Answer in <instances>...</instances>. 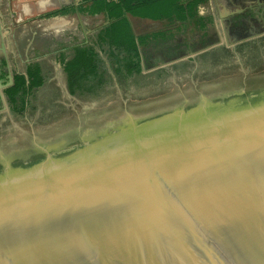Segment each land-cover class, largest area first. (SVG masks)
Returning a JSON list of instances; mask_svg holds the SVG:
<instances>
[{
  "label": "water",
  "instance_id": "obj_1",
  "mask_svg": "<svg viewBox=\"0 0 264 264\" xmlns=\"http://www.w3.org/2000/svg\"><path fill=\"white\" fill-rule=\"evenodd\" d=\"M257 74L1 154L0 264H264Z\"/></svg>",
  "mask_w": 264,
  "mask_h": 264
},
{
  "label": "rangeland",
  "instance_id": "obj_2",
  "mask_svg": "<svg viewBox=\"0 0 264 264\" xmlns=\"http://www.w3.org/2000/svg\"><path fill=\"white\" fill-rule=\"evenodd\" d=\"M218 1L229 10L236 7L237 2L205 0L199 4L196 19L201 20L199 24H204V28L193 26L201 34H212L208 23L211 18L217 19ZM105 23V18L100 15H91L90 18L83 15L80 21L75 20L74 24L67 28L64 39H58L53 34L45 39L42 37L45 33H42L43 29L32 36L28 32L29 25H26L25 30H17V38L8 40L9 52L5 50V55L0 52V58L7 60L8 67H4L7 74L12 76L13 71L22 72L26 64L39 62L45 85L34 93L22 113L11 112L8 104L2 105L4 109H0V155L78 130V121H83L79 127L84 128L128 113L129 107L133 110L145 108L146 105L174 93L176 96L189 95L259 73L264 69V35L252 41L233 44L229 50L221 47L220 41L201 49L203 52L200 54L187 57L181 55L178 57L181 59L176 62L161 68L152 66L145 72L129 78L115 72L117 65L104 48L101 52L98 50L100 55L97 76L85 81L86 86L98 87L95 94L70 95L62 66L56 61L59 44L68 50L78 42H92L96 32L103 28ZM132 24L134 33L138 35L151 30L166 29L172 22L163 20L148 24L134 21ZM192 36L191 29L184 36L175 33L173 38L151 45L148 52L158 54L174 46L176 42L186 41ZM119 55L124 57L125 53L120 51ZM175 59L177 57L165 62ZM12 62L14 64L11 65ZM158 71H161L160 77L157 76Z\"/></svg>",
  "mask_w": 264,
  "mask_h": 264
},
{
  "label": "trees",
  "instance_id": "obj_3",
  "mask_svg": "<svg viewBox=\"0 0 264 264\" xmlns=\"http://www.w3.org/2000/svg\"><path fill=\"white\" fill-rule=\"evenodd\" d=\"M88 7L77 11L83 15L103 13L109 23L99 30L95 39L82 41L72 47V54L59 55V62L66 77V86L70 95L95 94L98 87L86 86L85 81L98 74V62L101 51L106 49L114 59L117 67L115 72L125 78L141 74L144 70L158 65L152 63V53L148 52L151 45L165 42L175 36V30L160 29L135 35L128 16L146 19L152 22L170 20L172 24H194L202 26L196 19V10L205 0H88ZM65 10L54 11L47 16L64 13ZM186 42V41H185ZM99 50V52H98ZM125 53L122 57L119 52ZM117 52V53H116ZM159 53L168 58L178 57L180 53L187 55L185 44L168 47ZM161 71L157 72L160 77ZM247 89L264 88V69L254 77L246 78ZM44 83L41 68L38 63L27 65L25 73H15L11 86L3 90L9 110L22 113L30 103L35 91ZM241 88V87H238Z\"/></svg>",
  "mask_w": 264,
  "mask_h": 264
},
{
  "label": "flooded vegetation",
  "instance_id": "obj_4",
  "mask_svg": "<svg viewBox=\"0 0 264 264\" xmlns=\"http://www.w3.org/2000/svg\"><path fill=\"white\" fill-rule=\"evenodd\" d=\"M218 3L220 5L218 4L219 11L217 10V19L211 18L208 23V27L212 29V34H208V32L201 34L199 31L195 29V27L193 26L194 24L181 25L179 23H174L170 25V27L168 26L166 28L170 30H175L177 34L181 36L187 34L190 29L192 30L193 36L191 39H187L186 42L178 41L175 44V45L179 43L185 44L188 47L187 55L192 52H196L198 50L206 48L207 46H210L212 44L218 43L220 41H222V44L220 46L223 47L224 49L229 50L233 46V44L237 45L247 41H252L253 39H257L264 35V0H237V2L235 3L236 7L231 8V10H229L226 5H225L226 8L223 7V5H221L219 1ZM89 4H91V1H89V3L86 4L84 7H88ZM94 15L95 16L100 15L103 18H105L106 22L108 21L107 17L103 13H98ZM99 30L96 32V35L98 34ZM152 31L153 30L148 32H152ZM181 55L184 54L180 53L179 56ZM169 59L171 58H168L166 55L162 53H158L152 57L151 61L152 63L160 64ZM36 63L40 65L42 72L41 64L39 62ZM2 66L4 68V65ZM14 74L15 73L12 72V80ZM42 76H43V72H42ZM2 77L4 78V81L0 83L2 85L8 84V74L3 73ZM44 85H45V81L43 85L40 88H38L35 93H37L40 89H42ZM237 87H242L244 89H247L246 80L244 81V83H242V85L236 83L235 88ZM0 109H1V102H0ZM145 113H147V111L141 109L132 111V114L135 118H139L141 117L142 114Z\"/></svg>",
  "mask_w": 264,
  "mask_h": 264
},
{
  "label": "crops",
  "instance_id": "obj_5",
  "mask_svg": "<svg viewBox=\"0 0 264 264\" xmlns=\"http://www.w3.org/2000/svg\"><path fill=\"white\" fill-rule=\"evenodd\" d=\"M83 1L84 0H0L1 38L6 52H9L10 49L8 40L17 38L18 35L15 34L17 30H25L26 25H29L28 32H30L32 36L37 35V31L43 29L44 31H42V33H45L42 37L45 39L51 37L52 34L58 39H64L67 28L72 26L75 20L80 21L83 18V15L77 11L79 8L88 4V0ZM61 10H65V12L54 16H47V14L51 12ZM90 16L91 15H88L89 18ZM128 18L131 26L134 21L148 22V24L157 23L132 16H128ZM72 47L66 50L67 48L59 44V49L56 51L55 55L58 64H60L59 55L65 54L66 56H70L72 54ZM12 64H14V62H12L11 65ZM28 64H26L22 72H13L24 74ZM3 73H7V71L2 66L0 67V82L4 81L2 77Z\"/></svg>",
  "mask_w": 264,
  "mask_h": 264
}]
</instances>
